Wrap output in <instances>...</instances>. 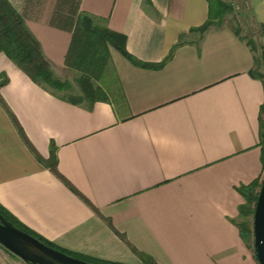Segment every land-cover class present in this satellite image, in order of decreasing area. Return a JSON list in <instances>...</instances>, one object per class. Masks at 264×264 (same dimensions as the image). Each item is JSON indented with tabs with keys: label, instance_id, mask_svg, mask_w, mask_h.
<instances>
[{
	"label": "crops",
	"instance_id": "0c3cea01",
	"mask_svg": "<svg viewBox=\"0 0 264 264\" xmlns=\"http://www.w3.org/2000/svg\"><path fill=\"white\" fill-rule=\"evenodd\" d=\"M9 1L57 77L91 76L108 98L73 102L1 52L0 204L57 247L112 264L145 263L130 245L157 264H258L239 187L264 170V34L253 48L227 22L191 31L207 0ZM246 1L264 31V0ZM98 27L143 62L173 54L137 66ZM52 147L65 179L46 164ZM0 264L27 263L0 245Z\"/></svg>",
	"mask_w": 264,
	"mask_h": 264
},
{
	"label": "trees",
	"instance_id": "16d2710c",
	"mask_svg": "<svg viewBox=\"0 0 264 264\" xmlns=\"http://www.w3.org/2000/svg\"><path fill=\"white\" fill-rule=\"evenodd\" d=\"M207 1L209 2L208 19L202 25L191 29V31H197L200 34V36H203L204 33L212 26H222V24L225 21V16L227 12L231 9L230 5H228L223 0H207ZM81 21L83 22V25L86 26L90 25L92 22V20L88 17H84V18L81 17ZM97 29L99 30L103 39L107 43L117 48L128 60H130L133 64L137 66L146 67V68H160L164 65L166 60H168L169 57L173 54V50H172L171 53L169 54V57H167V59H165V61L161 63H156V64L146 63L139 60L137 57H135L128 51L126 47L127 39L125 35L113 31L107 27L104 28L98 27ZM236 31L237 33H240L239 30L236 29ZM181 42L182 40L179 41V43ZM253 48H254V44H253ZM1 52L5 53L11 60H13L16 64H18L34 81L47 85L57 91L65 89L68 86L67 84L64 85L62 80L55 75L53 68L51 67V63L46 58L40 42L31 32L23 17L16 11V9L13 7V5L9 0H0V53ZM263 56H264V52H263ZM257 62H259L258 57H257ZM259 76L262 77V75L260 74ZM6 82H7V78L3 77V75L0 74V88ZM78 82L81 91L83 92L82 95L84 96L82 98L69 97L73 102L81 103L84 102L85 100H87L88 102H94L95 100L106 98L105 96H101V97L97 96L100 95L102 91L91 76L82 75L79 77ZM0 101L1 103H3L4 106H6L1 96H0ZM262 112L264 114V104L262 106ZM12 117L16 122V124L18 125L21 134L24 136L25 133L23 129L20 127L17 119L13 115ZM263 124L264 121L262 117L261 119L262 127ZM262 163L264 169V147L262 148ZM46 164L51 168V170L54 173H56L61 178L65 179L60 174L57 168V157L55 155L54 147H52L51 149V156L49 160H47ZM261 185H262L261 178H259L248 185H241L239 187V192L243 195V197L246 200V203L243 206H241L240 209L242 216L248 217L254 214L255 207H253V204L254 203L256 204L259 195L258 188H260ZM0 212L6 218L12 221L15 225H17L19 228L36 236L37 238H39L41 241H43L49 246H52L70 255L91 262H97L101 264H112L98 259H92V258L76 255L74 253L65 251L57 247L54 243H52L42 235L36 233L32 229L24 225L21 221L17 219V217H15L10 211H8L1 204H0ZM108 222L110 226L114 228L112 221L110 219L108 220ZM250 223L251 220L248 221L247 219L243 221L242 224L240 223L239 225L241 236L247 244H250V241L252 240V236H253V230ZM119 235L124 240H126V236L124 234L119 233ZM130 247L136 254H138L144 260L145 262L144 264H157L150 256L142 253L132 245H130Z\"/></svg>",
	"mask_w": 264,
	"mask_h": 264
},
{
	"label": "water",
	"instance_id": "95a60500",
	"mask_svg": "<svg viewBox=\"0 0 264 264\" xmlns=\"http://www.w3.org/2000/svg\"><path fill=\"white\" fill-rule=\"evenodd\" d=\"M249 74L255 77L253 69ZM254 250L259 264H264V178L255 205L253 220ZM0 245L27 264H101L91 262L47 245L22 230L0 212Z\"/></svg>",
	"mask_w": 264,
	"mask_h": 264
},
{
	"label": "rangeland",
	"instance_id": "374dc122",
	"mask_svg": "<svg viewBox=\"0 0 264 264\" xmlns=\"http://www.w3.org/2000/svg\"><path fill=\"white\" fill-rule=\"evenodd\" d=\"M228 5H230L231 9L227 12L225 16V21L231 26H233L235 29L239 30L240 33L243 34L245 38L248 39L250 43H253V39L258 38V36H262L264 34L263 29H261L259 26L256 25V22L254 21L251 13L249 12V2L246 0H223ZM253 45V44H252ZM257 51V57L259 58V66L258 69H261L264 71V56H263V50L261 47H256ZM80 77V76H79ZM79 77L74 76L72 73H68V75H63L60 77L64 85H68L65 89L58 90L59 92L63 93L67 97L76 98V97H83V92L81 91L78 79ZM96 84L101 89L100 95H97L98 97L105 96L108 98V95H106V92L103 90L102 85L96 82ZM114 99V96L112 97ZM87 101V100H85ZM263 121H264V114H263ZM261 147H264V124L261 128ZM264 178V170L261 177V182ZM260 188H258V191ZM255 203L253 204V207H255ZM255 211V209H254ZM255 213V212H254ZM251 220V226L253 230V220H254V214L248 217L241 216L239 217V223L242 224L245 220ZM248 246L252 247L254 250V234L252 236V240L250 241V244ZM255 253V250H254ZM256 257V255H255ZM257 260V259H256ZM257 263L259 264L258 260Z\"/></svg>",
	"mask_w": 264,
	"mask_h": 264
}]
</instances>
